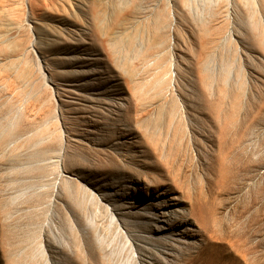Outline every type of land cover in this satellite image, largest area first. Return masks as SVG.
<instances>
[{
	"label": "rangeland",
	"instance_id": "obj_1",
	"mask_svg": "<svg viewBox=\"0 0 264 264\" xmlns=\"http://www.w3.org/2000/svg\"><path fill=\"white\" fill-rule=\"evenodd\" d=\"M93 1L0 0V19L24 23L0 36V264H264V2L239 7L232 40L203 50L186 0H150L126 25L134 0H98L99 30ZM35 21L74 45L21 54L41 39ZM182 208L203 231L175 223ZM170 238L191 247L168 251Z\"/></svg>",
	"mask_w": 264,
	"mask_h": 264
},
{
	"label": "bare ground",
	"instance_id": "obj_2",
	"mask_svg": "<svg viewBox=\"0 0 264 264\" xmlns=\"http://www.w3.org/2000/svg\"><path fill=\"white\" fill-rule=\"evenodd\" d=\"M149 1L150 0H134L132 7H125L127 4L125 6H123L122 10L119 11V13H120V18L125 23V25H126V21L128 19L133 18V19H141L142 20L143 18H146V12H147ZM201 1L202 2H200V3H196L197 0H186V4H187V7H188V9L190 11L194 12L195 14H197V15H199L201 17L200 19L204 18L203 22H204L205 25L203 26V29L208 31V36L206 37L207 38L206 42L205 43L204 42L201 43V46L203 47L202 48L203 50H206V47H208L209 44L216 43V45H217L221 41H230V40H232V38L234 37L233 21L232 20H233L234 16L236 15L237 9L239 7H242V6L250 7V6H254V5L258 4L259 2H264V0H201ZM102 5H103V3L99 2L98 0H94L93 3H92V7H91L92 11L90 12L91 19H93L92 21H94L95 27H97L98 30L101 29L100 23L98 24V19H101V13L99 11V8H101ZM169 6H167V7H169ZM172 9H171V11H172ZM76 13H75V15H76ZM205 17H209V19H206ZM148 18H149V16H148ZM157 19H160V18H157ZM162 19H163V17H162ZM36 23H37L36 28H37L38 34L41 36V39L39 41H37V39L35 40V39L31 38V40H29V43H27V42L25 43L24 42L25 44H22V45L20 44L21 45V48H20L21 54L22 53L23 54H30V52L33 51V49H32L33 47L39 46V48L41 49V53H43L45 58H47V60H48V58L53 54V50L57 46L69 45V44H73L74 45V42L71 41L72 40L71 37H74V35H72L70 37L68 34H66L65 33V28L66 27L63 28L61 25L45 23V22H43L42 24H40L38 22H36ZM23 24L24 23H22V21L20 19H5V20L4 19H0V36L3 37L6 33L9 34V35L15 34L16 32H18L24 26ZM206 24H208V25H206ZM75 28L76 29H71V30L69 29V30L74 32V33H78L79 29H78V27H76V25H75ZM158 30H156V35L159 34ZM163 42H164V40H163ZM123 43H124V46L126 47L127 46L126 42H123ZM160 46H161V41L156 42V43L153 42V44H150V48H147V50L145 52H143V54H142L143 61L145 63L146 62L150 63V60H152L151 59L152 57H154L155 55L158 57L159 53H156V52L154 53V52H151L150 50H152L151 47H154L156 49V48H158ZM134 52H135L134 56L137 57L136 56V47H134ZM75 57L78 60L79 59H83V60L84 59L85 60L92 59V58H90V57H88L86 55H82L81 53H77ZM154 59H156V58H154ZM127 61H128V56L126 54L124 56V62H125L124 64L125 65L127 64ZM154 62H156V61H154ZM61 63H63V62H61ZM162 63L159 60H158V62L155 63L156 64L155 65V69H157V71H162L161 70L162 69V65H163ZM206 63H208V62H206ZM176 64H177L176 59H172L171 60V66H175ZM150 65H151V63H150ZM40 68H41V65H40ZM61 68L62 67H59V72L63 71ZM228 68H229V70H227V74L225 76V81H224L226 87H229L227 89V93L232 91L233 85H234L232 83V81H233V77L232 76L233 75L231 73L232 69H231L230 63L228 64ZM129 71H131V72L128 75V78H132V77L135 78V76H136V66L133 67L132 70L130 69ZM225 71H226V69H225ZM125 73L127 74V72H125ZM205 73H206V70L202 71V75H205ZM23 76L26 78V74H23ZM214 81H215V79L212 80L207 75H205L203 77V79H202V82H203V85H204L205 88H207L209 85H211L212 82H214ZM163 82H164L163 75L161 73H159L157 78H156V81L154 82V87L157 88V89L159 87H161V89H162ZM135 92H136V90H135ZM120 121H121V119H120ZM93 150H96V149H93ZM98 152L99 151H97V153ZM74 160H75V158H74ZM96 160L99 161L100 163H102L105 166H106L107 162H109V161L106 162V160H100L98 158V156L96 157ZM136 177L139 178V175H137ZM133 181L136 182V181H138V179H133ZM145 182H146V180H145ZM191 205H192V203H191ZM107 209H109V206H107ZM181 211H182L181 217H176V215H175V220H174L175 223H182V224H186L187 225V224H190L192 221H194L195 224L198 225L199 230L203 231L204 228L202 226L201 220L198 217L195 216L196 215L195 214V208L192 211L187 210L185 208H182ZM155 218L159 219V217L157 215L155 216ZM121 223H123L128 228H131L132 227L131 225L133 224V222L131 223V221H129L127 219L122 220ZM186 228H187V226H186ZM186 228L182 229L183 233L186 232V230H187ZM146 229L147 228L145 226H141L138 223H136V231H138L139 234L145 240H146V236L144 235V232H146ZM153 230L157 231V235H161L162 234L161 233L162 228L157 223H156L155 229H153ZM190 230L191 229H188V231H190ZM150 241H152V240L147 238L146 243H150ZM154 241L157 242V244L159 245V248H162V241H160V239L159 240L156 239ZM168 241L169 242H174V241L171 240V238ZM169 245H173V246L168 248L167 250L171 251L173 253L176 252V250H177L176 246L177 245H185L186 246L185 247L186 250H188L191 247V244H186V242H174L173 244L171 243ZM159 248L155 249L156 252H159L158 251ZM167 254H168V252H167ZM168 257H170V256H168Z\"/></svg>",
	"mask_w": 264,
	"mask_h": 264
}]
</instances>
